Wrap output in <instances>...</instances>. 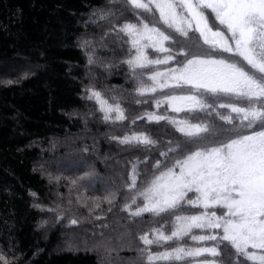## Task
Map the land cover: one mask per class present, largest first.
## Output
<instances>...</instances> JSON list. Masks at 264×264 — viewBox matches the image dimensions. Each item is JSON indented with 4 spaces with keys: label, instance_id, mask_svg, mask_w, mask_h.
Segmentation results:
<instances>
[{
    "label": "trees",
    "instance_id": "obj_1",
    "mask_svg": "<svg viewBox=\"0 0 264 264\" xmlns=\"http://www.w3.org/2000/svg\"><path fill=\"white\" fill-rule=\"evenodd\" d=\"M140 15L150 25L158 18V13ZM138 22L124 0H0V254L9 264H146V248L152 252L164 248L146 246L140 237L152 238V230L161 226L168 234L174 216H132L137 205L130 210L125 205L153 174L207 145L184 148L186 138L173 125L167 120L149 121L145 114L186 118L215 131L232 127L216 115L229 110L217 105H213L215 112L210 108L173 113L168 105L157 108L154 103L170 89L137 93L138 82L123 63L130 45L120 28ZM171 34L176 42L166 46L174 53L193 50L197 33H189L192 41ZM148 54L150 58L164 55L152 50ZM183 58L177 56L158 67H175ZM89 89L100 92L109 103H119L125 119L115 121L113 113V119L105 121L96 101L87 99ZM208 103L212 104L211 98ZM133 133H143L156 143H120ZM177 145L181 147L176 152L169 151ZM158 161L159 169L154 167ZM67 163L75 164V169L56 167ZM133 165L139 173L136 189L129 188ZM85 176L89 182L103 181L106 188L86 187ZM137 204L142 206L140 198ZM198 211L186 206L176 214ZM108 232L114 234L117 248L110 246L113 237ZM77 237L91 239L101 247L102 257L87 248L61 247L67 238ZM182 243L211 246L187 237ZM219 251L215 258L205 254L174 264H199L205 259L245 264L226 242Z\"/></svg>",
    "mask_w": 264,
    "mask_h": 264
},
{
    "label": "snow or ice",
    "instance_id": "obj_2",
    "mask_svg": "<svg viewBox=\"0 0 264 264\" xmlns=\"http://www.w3.org/2000/svg\"><path fill=\"white\" fill-rule=\"evenodd\" d=\"M124 3L139 21L120 28L130 45L129 58L123 63L138 82L137 93L170 89L154 103L157 108L168 105L173 113L206 112L210 108L215 112L213 105H217L229 110L216 115L232 126L215 131L206 123H192L186 118L145 114L149 121L167 120L173 125L186 138L184 148L197 143L207 145L188 151L171 167L153 174L141 189H136L139 173L133 165L129 188L136 191L125 210L137 205L132 216H174L168 234L161 226L152 230V238L147 234L140 237L146 246L164 248L158 252L146 248V264H174L205 254L215 258L225 242L245 264H264V0ZM141 12L153 17L158 13V18L150 25L141 18ZM190 32L198 34L191 45L194 50L174 53L166 46V42H176L171 33L192 41ZM148 50L164 55L150 58ZM177 56L184 57L177 61V66L163 70L158 67L169 65ZM92 62L89 57V63ZM177 90L180 94H175ZM89 92L87 99L96 101L105 121L113 119V113L115 121L125 119L119 103H109L98 91ZM224 136L228 139L223 140ZM134 142L156 143L143 133L126 135L120 140L122 144ZM180 147L169 151L176 152ZM154 167L159 169L161 163L158 161ZM137 198L142 200V206L137 204ZM186 206L200 211L176 214ZM194 230H200V234H194ZM186 237L201 245L211 242V246L186 247L182 243ZM169 242L176 246L165 247ZM0 262L9 264L2 254ZM199 264L216 261L205 259Z\"/></svg>",
    "mask_w": 264,
    "mask_h": 264
},
{
    "label": "rangeland",
    "instance_id": "obj_3",
    "mask_svg": "<svg viewBox=\"0 0 264 264\" xmlns=\"http://www.w3.org/2000/svg\"><path fill=\"white\" fill-rule=\"evenodd\" d=\"M210 18H211V21H212L213 18L212 17H210ZM74 165L70 166V164L67 163V164H64V166L59 164L56 167L59 168V169L62 168V167L69 168V169H75ZM79 166L82 167V168L84 167V165L82 163H80ZM88 178H89V176H85L84 177V184H85L86 187L93 188L94 185H96V184H102L103 187L106 188V185L103 183V181L93 180V181L89 182ZM217 214L219 215L220 213H217ZM108 233H110L112 235V237H113L111 243L109 242L110 246H112L114 248H117V240H115L114 234L112 232H108ZM98 236H100V234H98ZM61 247L63 249H67V250H72V249H74V250H82L84 248H87V249H91V250L96 251V255H97L98 258L102 257L101 247H99V246L95 247V245L92 244L91 239L84 241V240H81V237H77L76 240H73L72 238L71 239L67 238V240L62 243Z\"/></svg>",
    "mask_w": 264,
    "mask_h": 264
}]
</instances>
